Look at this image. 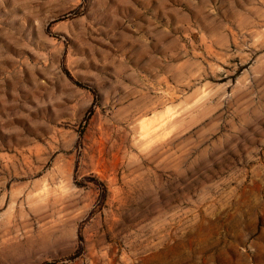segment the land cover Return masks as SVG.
Returning a JSON list of instances; mask_svg holds the SVG:
<instances>
[{"label":"rangeland","instance_id":"rangeland-1","mask_svg":"<svg viewBox=\"0 0 264 264\" xmlns=\"http://www.w3.org/2000/svg\"><path fill=\"white\" fill-rule=\"evenodd\" d=\"M0 264H264V0H0Z\"/></svg>","mask_w":264,"mask_h":264}]
</instances>
